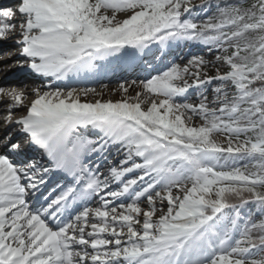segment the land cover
I'll return each instance as SVG.
<instances>
[{
  "label": "snow or ice",
  "instance_id": "1",
  "mask_svg": "<svg viewBox=\"0 0 264 264\" xmlns=\"http://www.w3.org/2000/svg\"><path fill=\"white\" fill-rule=\"evenodd\" d=\"M8 40L0 264H264V0H12Z\"/></svg>",
  "mask_w": 264,
  "mask_h": 264
},
{
  "label": "bare ground",
  "instance_id": "2",
  "mask_svg": "<svg viewBox=\"0 0 264 264\" xmlns=\"http://www.w3.org/2000/svg\"><path fill=\"white\" fill-rule=\"evenodd\" d=\"M118 19L122 20L124 19L123 14H119ZM9 53V56L6 57L8 60L7 63H3V58H1L4 55H7ZM191 56H203L205 59L212 60L214 57L210 56V54L203 49L200 46L192 45L188 47H177L173 50L172 54V59H175L178 63L184 64L187 62V59ZM183 57V59H181ZM22 59L19 57L18 52L12 49H6L2 52H0V74L2 76L0 77V87H11V86H20L23 87L27 85V88L30 90L34 84L35 81L31 78L26 76L21 70L20 67L15 61ZM141 67H138L136 63L130 61V60H125V61H120V62H114L112 65L108 66V71L106 75L101 76L98 80H92V81H87V82H81L82 84H86L87 86L90 87H96L97 90L100 89V84H112V83H117L120 82V80H128V82L132 83L133 80H140L138 78L141 77H146L148 76V71H141ZM223 71V69H221ZM216 72V68H210L209 69V75H214ZM139 76V77H136ZM12 77V83H7L9 80L8 78ZM123 78V79H120ZM134 78V79H133ZM24 79H27L24 81ZM21 83H15L19 82ZM7 83V85L5 84ZM3 84V85H2ZM114 95H111V88L107 89L106 87L102 88L101 91L104 92V99L108 100L111 99L113 101L121 99L120 92L118 90V87L116 89ZM138 89L134 86L131 89L130 95H135V92ZM89 99H96V97H89ZM0 131L3 134L2 137L6 136L7 132L10 134L14 131H12L11 126L8 128H5L3 126V121L0 119ZM15 134H12L11 136L14 137Z\"/></svg>",
  "mask_w": 264,
  "mask_h": 264
},
{
  "label": "rangeland",
  "instance_id": "3",
  "mask_svg": "<svg viewBox=\"0 0 264 264\" xmlns=\"http://www.w3.org/2000/svg\"><path fill=\"white\" fill-rule=\"evenodd\" d=\"M11 2H12V0H0V5H7V4H10ZM195 2L197 4H199L200 3V0H195ZM0 47L1 48H4V50L5 49H12V48H14V42L11 41V40H8V41H0ZM8 56H9V53H7V55H5L3 57H8ZM7 62H8V60L6 59V60L3 61L2 64L7 63ZM16 132L18 133V131H14L11 134L16 133ZM9 134H10V132L9 133L7 132L6 135H9ZM2 136H3V134L0 131V138H3Z\"/></svg>",
  "mask_w": 264,
  "mask_h": 264
}]
</instances>
